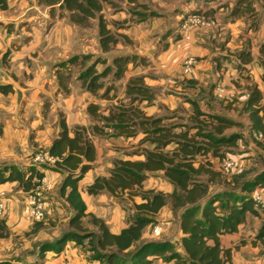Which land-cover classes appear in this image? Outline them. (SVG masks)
Masks as SVG:
<instances>
[{"label": "crops", "instance_id": "crops-1", "mask_svg": "<svg viewBox=\"0 0 264 264\" xmlns=\"http://www.w3.org/2000/svg\"><path fill=\"white\" fill-rule=\"evenodd\" d=\"M238 1L111 0L104 5L102 15L107 30L118 42L103 52L96 20L83 29L73 26L67 18L52 20L38 0H7V10L0 12V86L10 87L11 92L0 93V170L5 166L22 170L30 167L33 154L47 152L51 147L61 132V121L72 137L75 128L90 127L91 119L86 111L90 104L107 114L106 109L116 106L117 101L126 102L128 82L142 77L144 85L155 92L151 102L135 104L145 117L161 118L165 123L187 121L195 103L205 115L240 124L235 131L234 128L227 131L240 134L238 142L248 143L241 156L232 158L238 173L250 166L258 167L249 173L250 179L264 171V153L246 140L247 134L254 139L248 116L242 111L250 90L256 88L261 94L264 121V70L259 53L264 44V0H245L241 4ZM248 4L250 7L246 8ZM191 12L216 20L217 26L181 32L180 21ZM240 54H249L252 61L245 63L246 56L240 58ZM79 55L100 57L108 64L115 57L134 56L143 59L144 64L138 61L129 64L123 78L113 83L116 91L110 94V99L101 100L104 88L98 95H91L76 81L77 73L68 85V94L58 86L57 77L64 69L56 66ZM188 58H193L195 63L185 73L183 65ZM102 68L96 67L98 72ZM103 83L109 85L110 77ZM217 87L222 88L223 99L216 96ZM241 127H244L242 131ZM181 130L184 128L174 131ZM144 137L139 133L128 139H92L96 158L77 189L86 214L102 220L112 234L126 227L125 212L108 194L89 196L87 188L97 177L108 176L115 161H144L143 154L153 148L149 143H141ZM175 147L171 144L165 151ZM206 161L214 166L220 163L208 155L207 159L197 157L194 166ZM44 175L51 189L45 194V211L40 221L27 219V193L16 183L0 184V196L5 200L1 220L9 232L7 239H0V264H34L35 257L27 255L33 249L42 256V264H99L90 261L89 254L69 240L60 253L54 249L41 251L43 245H54L69 231L68 223L74 214L59 193L63 176L51 170H46ZM141 190L169 196L173 186L163 172H154L147 174ZM84 222L89 230H94ZM262 223L264 212L258 211L257 216L247 215L236 233L219 238L220 248L231 250L230 264H264V247L252 245ZM172 224L175 232L170 234ZM181 238L179 216L173 214L167 203L155 216V224L144 230L141 242L171 241L183 254Z\"/></svg>", "mask_w": 264, "mask_h": 264}, {"label": "trees", "instance_id": "trees-1", "mask_svg": "<svg viewBox=\"0 0 264 264\" xmlns=\"http://www.w3.org/2000/svg\"><path fill=\"white\" fill-rule=\"evenodd\" d=\"M111 0H38V5L48 10L52 20L67 18L79 28H89L93 20L97 21L99 43L103 52H108L117 44L118 39L107 30L102 11ZM245 0H239L238 4ZM238 7V5H237ZM250 4L246 5L249 8ZM7 10V0H0V12ZM236 12V7L233 10ZM152 17L155 14H151ZM260 64L264 70V44L260 46ZM250 63L249 54H240V58ZM144 64V60L134 56H119L107 60L92 55H79L60 63L56 67L64 69L57 77L58 86L68 94V85L73 78V69H78L76 81L81 88L99 99H110L116 91L113 83L121 80L129 64ZM103 67L98 72L96 67ZM110 77L111 83L103 80ZM264 83V75L262 77ZM11 88L0 86V93L8 94ZM155 92L144 85L142 77L132 78L125 89L124 101L107 108V114L95 104L87 107L91 119L90 127H77L69 135L63 121L61 132L53 141L47 153L56 159L48 170L63 176L59 193L73 211L65 233L54 245L45 244L41 251L54 249L60 253L67 240L87 252L89 260L99 264H230L231 250H222L219 238L233 234L245 222L247 215L257 216L258 205L253 193L264 191V171L252 178H237L226 186L217 183L221 174L212 171V164L206 161L195 167L197 157L207 159L210 155L221 162L229 149L238 146L241 135L227 133L240 127L228 119L205 115L192 103V114L186 123L166 126L164 119L147 118L138 109L142 101L151 102ZM261 94L256 88L250 90L242 111L248 116L252 134L261 135L255 145L264 153V121L261 116ZM164 122V123H163ZM184 128L178 133L175 129ZM190 131H195L190 134ZM145 137L141 143H149L153 148L143 155L142 162L115 161L108 176L97 177L87 188L89 196L108 194L126 214V227L118 234H112L105 223L92 215L86 214V207L80 198L77 185L91 169L96 153L93 138H133L137 134ZM175 144L172 151L165 149ZM163 172L164 178L173 186L169 196L154 191H142V184L148 173ZM244 175V174H243ZM43 174L33 167L24 170L16 166H5L0 170V184L16 183L24 192L29 193L41 180ZM203 177H206L203 180ZM241 177V176H240ZM139 198L140 203L135 199ZM170 203L171 211L179 216V230L183 254L171 241L141 242L144 230L155 224V216ZM86 224L94 230H89ZM9 232L4 221L0 219V239H7ZM264 247V223L258 230L252 245ZM4 264V263H3Z\"/></svg>", "mask_w": 264, "mask_h": 264}, {"label": "built area", "instance_id": "built-area-1", "mask_svg": "<svg viewBox=\"0 0 264 264\" xmlns=\"http://www.w3.org/2000/svg\"><path fill=\"white\" fill-rule=\"evenodd\" d=\"M216 20L207 17L201 13L191 12L185 15L181 21L179 30L181 32H186L192 28H212L216 27ZM195 60L193 58H188L184 62L183 69L185 73H188L189 70L194 65ZM222 88L217 87L216 96L219 99H223ZM253 139L255 141H260L262 139L261 135L254 134ZM56 159L50 157L47 152L38 151L33 154L31 158L30 167L36 168L39 170L43 176L41 180L38 182L37 186L27 193L26 196V207H27V219L29 221H40L43 219L44 211H45V202L44 197L47 192L50 191L51 185L47 178L44 175V172L49 168L53 167ZM235 163L231 158H225L220 162V173L223 176H227L234 168ZM253 199L258 205L259 211L264 212V191L257 189L253 193ZM5 214V200L0 196V219L4 217Z\"/></svg>", "mask_w": 264, "mask_h": 264}, {"label": "rangeland", "instance_id": "rangeland-1", "mask_svg": "<svg viewBox=\"0 0 264 264\" xmlns=\"http://www.w3.org/2000/svg\"><path fill=\"white\" fill-rule=\"evenodd\" d=\"M72 71H73V74H75V73H77L78 70L73 68ZM186 122H187L186 120H178L177 119V120L166 122V124H177V123L181 124V123H186ZM243 129H244V127H241L240 131H242ZM235 130L236 129L234 128L232 131H235ZM246 140H247V142H250L253 145L255 144V141L251 140V138L249 137L248 134L246 135ZM246 147H248V143H245L243 140H241V142H238V146L236 148H234V149H229L227 151L226 155H228L229 158H231V159L233 158L234 159L236 157L241 156L243 154L242 152H245ZM255 161H256V159H255ZM255 161H254V163H255ZM219 165H220V163H217L215 166L213 164L211 165L212 166V168H211L212 171L215 172L216 174H221ZM257 168L258 167L250 166L246 171H242V173H238L237 166L235 165L233 170L227 176H223L221 174V177H219L218 180H217L218 184H216V182H213V184H211V188H213V189L218 188V185L227 187L228 184H231L237 178H242V177L243 178H249L250 177L249 173H251L253 170H256ZM205 179H206V177H203V180H205ZM135 202L136 203H140V199L136 198ZM152 231H153V229H152ZM154 231H156V230H154ZM174 232H175V227L172 224L171 227H170L169 233L173 234ZM159 234H161V232ZM27 253H28L27 255H31V256L35 257L34 258V260H35L34 264H42L41 263L42 256L35 249H33L31 252H27Z\"/></svg>", "mask_w": 264, "mask_h": 264}]
</instances>
